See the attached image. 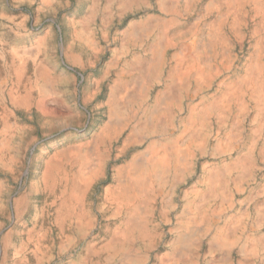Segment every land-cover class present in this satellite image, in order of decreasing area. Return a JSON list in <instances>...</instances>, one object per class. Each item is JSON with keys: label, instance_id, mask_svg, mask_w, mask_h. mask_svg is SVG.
Returning <instances> with one entry per match:
<instances>
[{"label": "bare ground", "instance_id": "1", "mask_svg": "<svg viewBox=\"0 0 264 264\" xmlns=\"http://www.w3.org/2000/svg\"><path fill=\"white\" fill-rule=\"evenodd\" d=\"M134 1L121 0V5L137 4ZM178 2L159 0L169 18L145 17L125 30V42L107 65L114 77L103 102L106 120L91 140L63 139L52 153L39 158L34 190L52 194L61 183L59 219L83 235L89 224L85 212L77 211L81 205L77 203L105 173L109 143L121 140V151L133 147L104 189L103 205L113 225L108 239L99 251L94 245L85 246L67 264H87L94 255L107 258L118 252L121 264H144L145 249L158 242L151 225L156 210L165 221L172 216L174 225L166 256L155 264H181L200 248L206 249L212 264H231L232 259L236 264H264V176L257 181L256 174L258 159L264 158V32H260L264 0H224L225 12L210 23L200 19L191 27L180 25ZM246 4L261 16L263 26L254 30L259 38L254 55L233 69L221 59L219 44L225 41L227 12ZM213 9L221 5L209 2L207 12ZM89 18L73 17L69 22L70 47L81 50L95 44ZM130 42L138 48L132 55ZM11 53L23 62L33 51L19 44ZM78 54L72 58L78 60ZM18 92L15 86L10 90L14 103L27 102V94L21 97ZM2 121L0 167L5 165L11 131L7 116ZM24 205L23 197L17 199V209ZM33 237L22 241L13 264H29V240L41 258L40 238ZM9 244L6 239L4 246ZM133 246L145 252L129 253Z\"/></svg>", "mask_w": 264, "mask_h": 264}, {"label": "rangeland", "instance_id": "2", "mask_svg": "<svg viewBox=\"0 0 264 264\" xmlns=\"http://www.w3.org/2000/svg\"><path fill=\"white\" fill-rule=\"evenodd\" d=\"M93 2L0 0V131L3 115L7 116L11 130L5 165L0 167V264H13L28 235L40 238L41 257L39 259L35 254L34 243L29 240V264H67L87 245L101 250L108 239L107 231L113 226L110 225L109 211L104 209V189L112 181L116 166L133 151V147L121 151L119 139L112 140L107 147L105 173L93 181L77 203L81 204L77 211L85 212L83 218L89 224L83 235L73 232V228L59 219V196L64 189L61 183L52 194L34 190V182L40 174L37 169L40 157L52 153L55 144L63 139L91 140L92 133L106 120L103 102L114 77V72L107 71V65L125 42V30L129 24L145 17L167 15L158 6L159 0H135L133 3L137 4L125 6L121 5V0H100L95 6H92ZM209 2L220 4L221 9L207 12ZM226 7L224 0H179L180 25L191 27L200 19L201 23H210L217 13L225 12ZM73 17L79 21L90 17L88 31L95 39L94 45L81 50L70 47L73 37L68 31ZM227 17L223 26L225 41L220 42L219 53L227 65L239 69L249 56L254 55V44L259 39L254 30L261 23V16H255L250 5L246 4L227 12ZM260 32L263 33L264 29ZM19 44L33 51L32 56L23 62L11 53L12 47ZM261 46L264 49V42ZM129 48L130 55L138 50L134 42L129 43ZM173 51L172 47L168 49L169 55ZM73 54L80 58L74 60ZM41 71L45 72L46 78ZM13 86L19 89L21 97L27 94V102L14 103L10 96ZM45 88L47 93L42 91ZM258 164L257 181L264 176V158H259ZM65 168L69 169L68 166ZM254 185L255 180L250 186ZM22 197L25 205L17 209L16 201ZM175 203L178 205L179 200ZM163 218L156 210L151 222L157 232L155 246L145 249L147 252L135 246L130 249L129 253L133 255L139 251L147 253L144 264H155L159 257L164 259L166 256L174 221L172 216L169 221ZM6 239L10 241L7 247L4 246ZM121 262L120 252L107 258L94 255L86 261L87 264ZM228 263L236 264L234 259ZM181 264H212V261L206 257V249L200 248L197 254L185 256Z\"/></svg>", "mask_w": 264, "mask_h": 264}]
</instances>
